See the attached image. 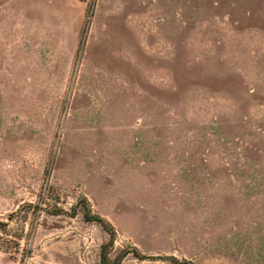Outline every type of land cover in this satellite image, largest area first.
Returning a JSON list of instances; mask_svg holds the SVG:
<instances>
[{"label":"rangeland","instance_id":"1","mask_svg":"<svg viewBox=\"0 0 264 264\" xmlns=\"http://www.w3.org/2000/svg\"><path fill=\"white\" fill-rule=\"evenodd\" d=\"M105 246L264 264V0H0V264Z\"/></svg>","mask_w":264,"mask_h":264},{"label":"trees","instance_id":"2","mask_svg":"<svg viewBox=\"0 0 264 264\" xmlns=\"http://www.w3.org/2000/svg\"><path fill=\"white\" fill-rule=\"evenodd\" d=\"M85 219H86V221L89 222V223H98L99 225H101V226L103 227V229H104L105 231H107V232L110 234V232H109V228H108L107 224H106L105 221H103L101 218H99V217H97V218H90V217H88V216L86 215V216H85ZM112 242H113V235H112V232H111V242H110V245H111ZM107 251H108V247H107V246L103 247V253H102V261H101V264H108V263H107V260H108V259H106V257L104 256V254H105ZM122 259H123V256H122L120 259L117 260V264H120L121 261H122ZM114 264H115V263H114Z\"/></svg>","mask_w":264,"mask_h":264}]
</instances>
